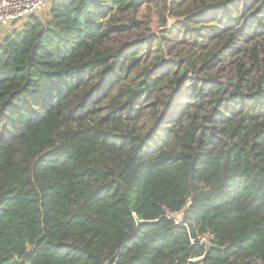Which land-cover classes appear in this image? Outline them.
Segmentation results:
<instances>
[{"label": "trees", "instance_id": "obj_1", "mask_svg": "<svg viewBox=\"0 0 264 264\" xmlns=\"http://www.w3.org/2000/svg\"><path fill=\"white\" fill-rule=\"evenodd\" d=\"M154 1L187 56L140 0L0 37V264H264V0Z\"/></svg>", "mask_w": 264, "mask_h": 264}, {"label": "rangeland", "instance_id": "obj_2", "mask_svg": "<svg viewBox=\"0 0 264 264\" xmlns=\"http://www.w3.org/2000/svg\"><path fill=\"white\" fill-rule=\"evenodd\" d=\"M191 5L194 6L195 4L192 3ZM165 15L168 22L167 25L162 26V12L158 9L155 1L140 0L137 13L133 16H135L142 23V25L140 31L132 30V32L136 33L142 31L148 34L160 36L167 33L170 35L171 39H169L166 46L168 53L166 56L171 57L172 55H177L179 53L183 56H187L190 52V45L195 42L192 32H186L182 27V23H180L179 20L183 19V17L175 18V15L169 11H167ZM205 23L207 25L209 22L205 21ZM5 31H8V29L0 27V33H5ZM205 31L206 30H201L200 34L204 35L206 33Z\"/></svg>", "mask_w": 264, "mask_h": 264}, {"label": "built area", "instance_id": "obj_3", "mask_svg": "<svg viewBox=\"0 0 264 264\" xmlns=\"http://www.w3.org/2000/svg\"><path fill=\"white\" fill-rule=\"evenodd\" d=\"M52 0H0V27L4 29L21 28L32 15L41 16L48 9ZM6 33V31H5ZM0 33V37L5 34ZM213 233H202L199 240L192 239V243H207L213 238Z\"/></svg>", "mask_w": 264, "mask_h": 264}, {"label": "water", "instance_id": "obj_4", "mask_svg": "<svg viewBox=\"0 0 264 264\" xmlns=\"http://www.w3.org/2000/svg\"><path fill=\"white\" fill-rule=\"evenodd\" d=\"M203 258H191L188 260L186 264H202ZM109 262L106 261L103 264H108Z\"/></svg>", "mask_w": 264, "mask_h": 264}]
</instances>
